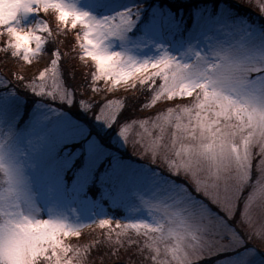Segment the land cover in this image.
I'll return each mask as SVG.
<instances>
[{
  "label": "snow or ice",
  "instance_id": "snow-or-ice-1",
  "mask_svg": "<svg viewBox=\"0 0 264 264\" xmlns=\"http://www.w3.org/2000/svg\"><path fill=\"white\" fill-rule=\"evenodd\" d=\"M69 32L90 72L62 61ZM50 42V67L16 77L30 105L0 79V264H94L101 246L132 264L133 245L139 264H264V24L231 0H14L0 52L31 65ZM121 85L149 93L144 109L185 102L137 115L138 96H108ZM73 204L101 210L103 239L69 242L91 226Z\"/></svg>",
  "mask_w": 264,
  "mask_h": 264
},
{
  "label": "rangeland",
  "instance_id": "rangeland-1",
  "mask_svg": "<svg viewBox=\"0 0 264 264\" xmlns=\"http://www.w3.org/2000/svg\"><path fill=\"white\" fill-rule=\"evenodd\" d=\"M171 1H178V2H180L182 4L184 2H186V0H171ZM83 2L87 3L88 0H83ZM116 3H117V5H123V4L131 3V0H116ZM12 7H14V0H11V2H10V0H0V19H3L5 14H6V12L9 11ZM237 12L239 13L240 16L246 17L249 20L250 23L264 24V17H261L260 14L257 15V16H252L251 17L250 15H246L245 13L241 14L238 10H237ZM41 18L42 19H47L44 16H42ZM52 19H54V17ZM54 22L57 25V22L55 21V19H54ZM54 35H56V34L54 33ZM116 50H120V49L117 47ZM151 54L152 53H149V55H151ZM39 57H40V55L33 58V62H32L33 65L36 66L39 63ZM48 66L50 67V63H49ZM93 67L94 66H91V68H93ZM38 75H37V77H38ZM0 79L8 80L6 78V76L1 71H0ZM9 86L11 87V86H14V85L10 83ZM98 87L103 88L104 87L103 82H100L98 84ZM0 90H2V89H0ZM20 94L21 95H27V97H28V101L27 102L30 105L31 102H32V94L30 93V91L25 93V90H21ZM97 95H99L100 98L102 97L100 94H97ZM132 95L138 96L139 99H140V96L143 97L142 98V103L139 104V107H141L140 111L137 114V115H141V116L152 115V114L156 113L159 109H166L167 106H174L175 103H183V102H185V101H180V100H178L176 102H163L162 101V102H159L155 107L144 109L143 108V103L147 102V97L149 95V93L147 91H144L143 93L140 92V91H136L135 93H133L131 90H125L124 86L121 85L120 87L115 89L112 93L108 94V96L110 98H112V99H118V98L119 99H125L127 97L132 96ZM125 155H126V157L128 159H130L135 164H147L148 163V161L146 159H143L141 155L133 154L131 144L128 145ZM155 166L156 165H152V167H155ZM72 207L80 208L81 215H80V219H79L78 222L91 225L90 227L83 228L82 229V234L87 232V231H89V230H92V229H95V231L101 230V229L98 228V226L96 224L91 223V221H92L91 213L92 212L101 213V210L99 208H92L90 211H85L83 208H81V206H79L77 204H73ZM104 213H107L106 218L113 219L114 223L117 220H119L121 222H124V223L128 222V220L125 218V217L128 216V213L125 212L124 209H122V208H120V209L109 208L107 206L106 202H105V206H104V212L101 213V215H104ZM68 215L72 219L73 222H77L76 221V217L73 216L71 212H69ZM145 215H146V213H145ZM44 218H47V217L45 216ZM107 231H108L107 229H104V231H103L105 236L107 234ZM129 239H139V238H137L135 236H131V237H129ZM69 242L73 243L74 245H77V244L83 245L85 243V242L83 243L81 241H78L77 238H75V237L69 238ZM125 247L128 248L127 242L125 243ZM138 247H139V245H133L131 248H128L127 255H129V257H130V259L132 261V264H139L140 256L139 255H135V256L131 255L132 253L136 252ZM124 252H125L124 250H121L120 254L121 253L123 254ZM96 258L99 259L100 263L105 262V258L104 257L97 256Z\"/></svg>",
  "mask_w": 264,
  "mask_h": 264
},
{
  "label": "trees",
  "instance_id": "trees-1",
  "mask_svg": "<svg viewBox=\"0 0 264 264\" xmlns=\"http://www.w3.org/2000/svg\"><path fill=\"white\" fill-rule=\"evenodd\" d=\"M165 3L171 4L175 7H180L181 5H185L186 2L183 4L178 1H171V0H164ZM193 2H199V0H193ZM233 5L236 7V9L241 14H246L252 16L259 15V10L256 9L252 4L249 3L248 0H231ZM46 17L49 20L50 26L53 28L54 33L56 34L55 30L57 28L56 23L54 22L53 16L51 14L48 15H42ZM263 20V19H262ZM56 27V28H55ZM57 38L62 41V43L59 44L60 51L65 54V56H62V61H65L66 59H70L71 63L75 64L77 69H83L85 73L90 72L92 70L91 67H84L83 63L79 61L78 58V46H75V50H73L74 45V33L69 32L66 35H58ZM2 46V45H0ZM56 45L52 42H50L48 45H46L45 51L40 54L39 57V63L35 66L33 64L29 65L26 62H23L21 60H18L16 58H11L7 56L5 53L0 52V71L6 76L8 80H10V83L19 88V91L25 90L23 87H20V85L17 82L16 77L18 75H22L25 77L33 78L37 77L39 74V71H42L45 65H49L50 59H51V53L55 49ZM77 80H79V77L77 75ZM30 82L29 80H25L24 83L27 84ZM91 98V94L89 96ZM96 99H102L99 95H95ZM142 96H140V101L142 103ZM140 103V104H141ZM141 108V107H139ZM139 113V112H138ZM137 113V114H138ZM104 230H98L95 231V229L89 230L81 235V237L77 238L78 241L85 242L84 244L92 241L94 238L96 239H103V236H105ZM103 233V235H102ZM108 249L101 246L99 253H94L92 260L94 261V264H105V262L100 263L99 259H97V256H100V253L107 252ZM123 256H129L127 255V252L120 254Z\"/></svg>",
  "mask_w": 264,
  "mask_h": 264
}]
</instances>
